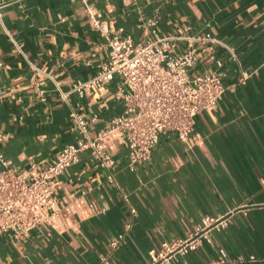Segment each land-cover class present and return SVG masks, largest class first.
Masks as SVG:
<instances>
[{"label":"crops","instance_id":"1","mask_svg":"<svg viewBox=\"0 0 264 264\" xmlns=\"http://www.w3.org/2000/svg\"><path fill=\"white\" fill-rule=\"evenodd\" d=\"M148 19L161 35L210 33L188 74L220 75L226 89L216 108L196 114L191 146L161 131L149 159L133 170L121 131L105 140L111 169L82 152L55 178V227L40 223L17 239L0 234V264H146L148 251L205 215H229V223L188 253L190 263L204 264L222 247L231 257H256L234 264H264V0H0V158L24 173L74 143L79 133L56 84L67 90L106 59L107 39L93 22L139 42L151 35ZM184 47L181 41L176 50ZM117 84L114 77L105 90L86 91L90 135L124 109Z\"/></svg>","mask_w":264,"mask_h":264},{"label":"built area","instance_id":"2","mask_svg":"<svg viewBox=\"0 0 264 264\" xmlns=\"http://www.w3.org/2000/svg\"><path fill=\"white\" fill-rule=\"evenodd\" d=\"M93 25L107 39L106 59L92 77L73 81L67 90L56 84L59 96L70 107L68 115L79 138L57 150L45 167L31 163L24 173L9 167L0 158L4 165L0 169V234L10 233L17 239L24 238L40 223L55 227L59 218L53 195L55 178L78 162L85 151L100 167L111 169L115 160L107 150L105 140L114 131L124 134L129 151L128 166L132 170L149 159L161 131H173L181 142L191 146L196 114L214 110L226 89L220 75L214 71L195 76L188 74L198 46L213 40L208 32L161 35L156 29V21L148 19L146 25L150 37L135 42L129 34L108 35V30L97 20ZM181 41L185 42V47L177 51ZM15 45L21 50L19 44ZM114 77H118L114 97L124 103V109L110 119L108 126L92 136L88 132L89 121L84 116L85 93L92 87L105 90ZM247 77V73H242L240 82L244 83ZM36 89L40 100H44V89L38 86ZM71 94L75 95L73 102L69 101ZM107 179L112 182L113 175L109 173ZM130 211L136 213L135 208ZM228 223L229 215H205L184 236L163 240L158 248L148 251L146 264H193L186 259L188 253L202 240L210 241L212 232L222 230ZM123 235L119 233L111 239L110 246L116 248ZM255 258L252 254L231 257L220 247L217 257L204 264H234ZM101 259L107 263L105 256Z\"/></svg>","mask_w":264,"mask_h":264}]
</instances>
